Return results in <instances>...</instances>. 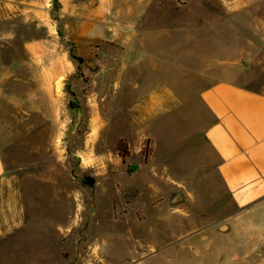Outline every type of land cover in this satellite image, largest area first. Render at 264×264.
<instances>
[{"label": "rangeland", "instance_id": "obj_1", "mask_svg": "<svg viewBox=\"0 0 264 264\" xmlns=\"http://www.w3.org/2000/svg\"><path fill=\"white\" fill-rule=\"evenodd\" d=\"M136 1L130 11L120 13L117 6L111 13L123 26L119 32L131 40L130 60L118 75L88 76L78 65L68 79L73 96L66 95L70 110L64 109L63 125L32 115L19 126L24 137L11 140L8 119L7 133L0 136L8 180L0 187V229L5 230L0 264L231 260L232 231L219 230L221 225L231 229V220L216 221L225 199L222 189L206 179L188 181L190 174L176 165L195 153L187 145L195 135L188 123L194 109L183 103L140 126L136 86L144 101L168 92L182 102L195 101L206 84L199 74L206 69L219 78L224 66L218 64L233 62L238 81L252 80L253 88L264 91V0ZM45 3L43 16L33 13V20L59 22V31L70 39L71 29L63 25L75 19L60 14L56 0ZM23 16L11 13V20L20 23ZM137 39L144 45L137 47ZM136 56L142 68L138 77ZM149 135L170 173L147 168ZM119 141L125 150L118 151ZM166 178L182 181L195 198L210 201L196 205L204 215L177 203L180 198L174 201L180 188ZM197 184L205 187L194 188Z\"/></svg>", "mask_w": 264, "mask_h": 264}, {"label": "crops", "instance_id": "obj_2", "mask_svg": "<svg viewBox=\"0 0 264 264\" xmlns=\"http://www.w3.org/2000/svg\"><path fill=\"white\" fill-rule=\"evenodd\" d=\"M136 2L56 0L60 14L75 19L63 25L71 29L67 33L70 39H66L59 31V22L50 26L45 21L33 20V13L43 16L45 0H0V136L7 133L5 125L11 119V140L21 139L25 133L19 126L29 123L30 117L36 114L44 122L46 119L63 125L64 109L70 110L66 95L73 96L68 79L79 69L70 58L71 52L81 59L80 65L88 76L110 77L119 71L130 60L132 52L127 45L131 40L119 32L123 26L111 19V13L117 6L120 13L124 8L130 11ZM16 12L24 15L20 23L11 20V13ZM142 45L143 40L137 39V47ZM135 59L138 77L142 68L139 57ZM218 65L224 66L220 68L219 78L206 69L199 74L206 84L198 91L195 101L182 102L170 92L144 101L136 86V121L144 126L183 103L194 109L188 123L195 135L187 145L195 153L176 165L190 174L188 181L206 179L218 183L222 189L225 199L219 202L216 221L231 220V229L223 230L222 234L232 231L233 241L231 260L219 263L264 264V91L253 88L252 80L238 81L233 62ZM128 95L125 93V99ZM34 124L40 125V122ZM150 138L152 147L147 168L155 173H170L172 170L159 160ZM6 170L0 137V187L8 183ZM166 181L180 188L177 203L190 206L193 212L204 215L196 205L212 204L198 200L183 189L182 181L173 178ZM3 234L5 230L0 229V235ZM222 248L228 252L226 246Z\"/></svg>", "mask_w": 264, "mask_h": 264}, {"label": "trees", "instance_id": "obj_3", "mask_svg": "<svg viewBox=\"0 0 264 264\" xmlns=\"http://www.w3.org/2000/svg\"><path fill=\"white\" fill-rule=\"evenodd\" d=\"M70 58L77 64V66L82 63L81 59L76 57L72 52L70 54ZM117 149H118V151L125 150L126 149V145L122 146L121 141H119L118 145H117Z\"/></svg>", "mask_w": 264, "mask_h": 264}, {"label": "water", "instance_id": "obj_4", "mask_svg": "<svg viewBox=\"0 0 264 264\" xmlns=\"http://www.w3.org/2000/svg\"><path fill=\"white\" fill-rule=\"evenodd\" d=\"M129 170H130V172H134L135 167H132V166H131V167L129 168ZM179 198H180L179 194H176L175 197L173 198V200H174V201H177ZM225 229H226V226H225V225H221V226L219 227V230H225Z\"/></svg>", "mask_w": 264, "mask_h": 264}]
</instances>
